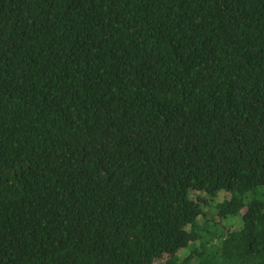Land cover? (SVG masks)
Here are the masks:
<instances>
[{
  "label": "trees",
  "instance_id": "16d2710c",
  "mask_svg": "<svg viewBox=\"0 0 264 264\" xmlns=\"http://www.w3.org/2000/svg\"><path fill=\"white\" fill-rule=\"evenodd\" d=\"M163 258L264 264V0H0V264Z\"/></svg>",
  "mask_w": 264,
  "mask_h": 264
},
{
  "label": "rangeland",
  "instance_id": "374dc122",
  "mask_svg": "<svg viewBox=\"0 0 264 264\" xmlns=\"http://www.w3.org/2000/svg\"><path fill=\"white\" fill-rule=\"evenodd\" d=\"M222 193V192H221ZM215 202V201H214ZM231 219V220H230ZM237 221V218L236 219H233L232 217H230L229 219H226L225 220V222L227 223V222H232V221ZM240 222H242V219H241V217H240ZM225 223V224H226ZM187 248H189V247H187ZM187 248H183V249H181L179 252H178V255H180V256H182V255H184V254H186L187 252H188V249ZM166 262H167V258H163L162 260H161V262H160V264H166Z\"/></svg>",
  "mask_w": 264,
  "mask_h": 264
}]
</instances>
